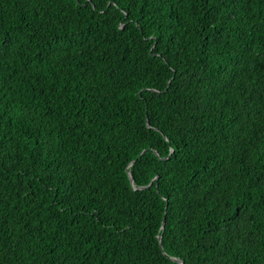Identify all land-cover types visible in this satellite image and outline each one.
Segmentation results:
<instances>
[{"label":"trees","instance_id":"1","mask_svg":"<svg viewBox=\"0 0 264 264\" xmlns=\"http://www.w3.org/2000/svg\"><path fill=\"white\" fill-rule=\"evenodd\" d=\"M0 264H264V0H0Z\"/></svg>","mask_w":264,"mask_h":264},{"label":"water","instance_id":"2","mask_svg":"<svg viewBox=\"0 0 264 264\" xmlns=\"http://www.w3.org/2000/svg\"><path fill=\"white\" fill-rule=\"evenodd\" d=\"M130 177H131V179H132V183H133V176H132V173L130 172ZM162 229H164V223H163V225H162ZM161 238H162V235H160L159 236V239L161 240ZM174 259H176V258H174ZM176 260H178V259H176ZM179 262H181V263H184L183 261H181V260H178Z\"/></svg>","mask_w":264,"mask_h":264}]
</instances>
